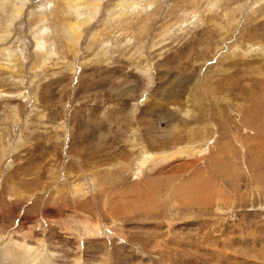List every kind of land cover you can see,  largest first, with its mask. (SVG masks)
I'll return each mask as SVG.
<instances>
[{
  "label": "rangeland",
  "instance_id": "374dc122",
  "mask_svg": "<svg viewBox=\"0 0 264 264\" xmlns=\"http://www.w3.org/2000/svg\"><path fill=\"white\" fill-rule=\"evenodd\" d=\"M94 3L0 0V264H264V0Z\"/></svg>",
  "mask_w": 264,
  "mask_h": 264
},
{
  "label": "bare ground",
  "instance_id": "6f19581e",
  "mask_svg": "<svg viewBox=\"0 0 264 264\" xmlns=\"http://www.w3.org/2000/svg\"><path fill=\"white\" fill-rule=\"evenodd\" d=\"M24 1V0H23ZM7 3V2H6ZM91 6H93V7H95V8H97V4L96 3H94V0H67V6L66 7H68L70 10L71 9H73V11H76L77 12V14H78V12H80V11H85V10H87V11H89V9L91 8ZM5 7V6H4ZM128 9H130V8H128ZM132 9V8H131ZM94 10V9H93ZM92 10V11H93ZM16 11V10H15ZM91 10H90V12H92ZM135 14V13H134ZM110 15H112V13L110 14ZM77 16V15H76ZM75 23H77V22H75ZM73 24L72 26L73 27H79V24L77 23V24ZM82 26V25H81ZM72 27V28H73ZM72 32H74L75 33V31H74V28H73V31ZM71 33V32H70ZM77 33H79V31L78 30H76V34ZM95 34V33H94ZM77 36V35H76ZM80 37V36H79ZM77 40V39H76ZM39 46L41 45V44H38ZM11 59V58H10ZM12 254V253H11Z\"/></svg>",
  "mask_w": 264,
  "mask_h": 264
}]
</instances>
